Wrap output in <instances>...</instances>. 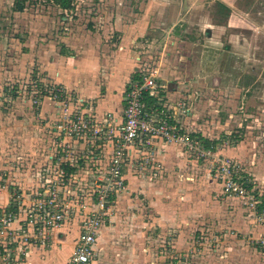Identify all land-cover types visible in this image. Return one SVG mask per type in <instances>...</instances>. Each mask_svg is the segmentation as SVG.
Segmentation results:
<instances>
[{"label":"rangeland","instance_id":"1","mask_svg":"<svg viewBox=\"0 0 264 264\" xmlns=\"http://www.w3.org/2000/svg\"><path fill=\"white\" fill-rule=\"evenodd\" d=\"M220 2L72 0L73 7L64 10L52 0H0V186H12L11 173L12 178L15 173L20 178L31 176L37 186L47 163L38 160L31 146L22 149L19 145L30 136L33 144L40 140L51 144L56 139L58 100L75 96L72 87L57 81L59 70L68 64L94 60L105 64L112 58H126L152 72L160 94L168 95L163 100L174 111L178 132L174 142L163 143L180 155L179 164H171L164 172V164L152 154L160 171L145 170L149 183L157 187L156 197L139 194L132 202L113 204L105 217L104 224L119 228L118 255L135 249L129 241L131 234H143L141 254L124 264H197V259L208 254L222 256L238 248L239 258L240 251L263 254L256 240L264 234L252 236L233 223L241 216L242 224L251 221L264 228L249 216L254 200L255 207L264 204V0H224L228 9ZM219 26L225 27L220 28L224 33L220 41L216 38V45L242 54L240 64L246 65L233 82L227 84L223 77V85L213 86L209 75L207 80L203 76L205 62L199 48L209 45L208 28L219 33ZM211 57L212 64H219L216 55ZM216 70H211L215 78L220 76ZM54 95L57 102L48 101L47 106L52 116L56 114L45 120L47 129L43 130L42 99ZM27 113L38 129L36 135L6 137L12 124L27 123ZM204 138L212 144L206 147ZM222 168L228 170L227 175ZM226 176L237 177L236 190L226 189ZM241 186L247 195L239 194ZM172 200L180 211L195 205L194 226L160 229L167 213L158 201ZM123 225H133L129 236L122 232ZM179 230L186 234L183 245L176 248ZM232 255V264H239L238 256Z\"/></svg>","mask_w":264,"mask_h":264},{"label":"crops","instance_id":"2","mask_svg":"<svg viewBox=\"0 0 264 264\" xmlns=\"http://www.w3.org/2000/svg\"><path fill=\"white\" fill-rule=\"evenodd\" d=\"M221 1L222 2H220V5H222L223 8L228 9V6H226L228 4H224V0ZM224 27L225 26H219V33L218 31L216 32L208 28L209 33L206 36L207 40L209 41V45H204L199 48L202 49V58L205 62V64H202L203 76L206 79V77H208L209 75L208 83L213 86L223 85V77L227 84L228 81L229 83L233 82V78L241 75L243 72V68L246 65L240 64V62L243 61L242 54L234 53L233 51L226 52V50L224 51L220 46L216 45V38H218V41H220V36L224 33V30L222 31L220 28ZM216 35L218 36L216 37ZM212 55H216L218 57L219 64H212ZM59 58H61V55H58V59L56 58V61L58 63L60 62ZM207 59H209L208 62H206ZM104 62L105 64H101L103 62H96L94 60L91 64H68L66 65V67H63V64H58L60 65V67H63V71L59 70L57 81H63V83H67L68 86L72 87V89L74 90V97L79 100H83L81 104L79 103L75 105L79 107L86 116L92 118L93 120H102L107 113H111L113 120L116 123H119L123 119V109L125 107V91L130 87L132 83L131 80L135 81L138 79L140 67L137 64H131V62L126 58L116 57ZM46 67L47 70L50 71L52 66L51 64H49L48 66L46 65ZM101 68L103 69L102 71ZM213 69H217L216 71L220 75L219 77L215 78L213 77L214 75L211 76V70ZM207 70L209 74H207ZM160 92H162V90L158 88L153 92V95L147 97V100H151L154 105L161 111H165L170 106L166 104L168 101L163 100V98L168 97V95L163 96L162 94H160ZM48 101L49 100L46 97L42 99L43 108L41 115L43 117L44 123L46 119L50 120L52 117L54 118L56 114L55 113L52 116L51 110H49L47 106ZM29 116L31 115L27 113L26 124H12L9 128V131L11 133L6 134V137L8 135L17 137L18 135H13L14 133H26L29 135L31 134L32 137L36 135L35 132L36 130L38 131V129L31 123V119ZM42 127L43 130L47 129L46 123ZM54 137H56V139L53 140L51 144L49 140H40L38 143L33 144L32 141L34 140V138H31L30 136V140L27 139L25 143L19 146L22 149L29 148L31 146V149H35V151H33L32 153L35 154L37 152L36 154L39 157L38 160H41L43 161V163L48 164L52 156H55V158L63 156L61 154V145L63 142H65V140H60L58 134ZM2 140L3 139H1V141ZM202 142L205 146H209V143H211V141L207 138H204ZM72 144L74 148L71 147L70 149V158H65L64 168L65 166H67V170H65L68 174L70 184H72L70 185V194H73L74 190H82L86 197L84 201L86 205L85 211H87L90 210L94 205V202L89 197V187L91 185V182L97 174H102L105 172L108 165V160L113 151V147L110 144H101L100 141H95L89 144L83 141H78L72 142ZM161 147H165L164 150H162ZM47 149L48 151H46ZM51 149L54 150L53 153L50 152ZM151 150V154H153L157 158V160H160L164 164V172H168V166H170L171 164H179L178 160L180 154L179 152L174 153L175 149L173 148V146L167 147L166 144L163 143V141L156 139L153 141ZM41 151L43 153V157L41 156ZM148 153V150L145 148H131L126 153L124 157V168L122 171V176L125 180L127 190L125 191L126 193L124 192V194L116 196L114 200L115 206L119 203L124 204L126 199L127 203L130 201L132 202V200L134 201L139 194L151 193L156 197V193H154V190L157 188L155 187V183H149L150 181L148 179L150 177L147 171L144 169L140 170L138 168V166L142 164L144 157ZM188 162L193 161L188 160ZM163 171L161 175H163ZM12 175L13 174L11 173V179L13 181H11L10 183L13 186L12 188L19 189L24 197H27L36 189L35 186H33L35 183L33 182L31 176L27 175L24 178L23 176L20 178L18 176L19 173H15V177L12 178ZM2 176H5V173H3ZM160 178H162V176H160ZM8 180H10L9 177H7L6 181ZM133 195L134 197H132ZM172 201H158V203L161 204L163 208H165L164 212L167 213L163 216V220L160 222V229L162 230L171 227L172 229L177 230L180 227L181 230L182 228H189L190 226H194L195 222L191 223V220L193 218L192 211L195 209V205L192 204V208L190 207V209L188 208L186 210L184 209V211H180L177 208L178 203ZM7 203L8 192L1 190L0 207L8 209ZM260 208H264V204H261ZM240 210L242 213H244V210ZM85 211L76 210L74 214L66 217L61 227L53 232L51 245L46 248L31 247L28 250V255L25 259V262H23L22 264H67L73 252L74 243L80 231V222ZM238 220L234 221L233 226L235 228H239L241 232L243 231L244 233H248L256 237H258V235L260 234H264L263 227L254 226L251 221L242 224L241 216ZM180 223H183L184 225L180 226ZM131 227H133V225H123L121 227L122 232L126 233L129 236ZM137 227L139 226L136 225V228ZM136 228H134V231L136 230ZM118 230V227L111 228L110 224H104L103 222L94 244V249L99 252V256L93 264H124L125 260H130L132 259V256L141 254L139 246H141L142 244L140 241L141 238H143V234L141 231H135L134 234H131L129 236L130 243H135L133 245L135 249L123 251L124 255H118L117 250H120L116 247L119 240L117 239L118 237H116L117 234L119 235ZM180 230L178 231L179 235H176V248H180L184 243L186 232ZM238 243L240 244L242 242ZM239 250H241V248H238L237 251ZM237 251L233 250L232 252L230 251L222 256L208 254L206 256H203L201 259H197L196 261L197 264H232L230 260L232 258L230 257V255L233 254L237 258ZM238 253L241 255L240 258L238 256L240 260L239 264H264V255L260 252V255L251 253L250 251L247 252V250L244 253L241 251ZM227 259H229L230 262Z\"/></svg>","mask_w":264,"mask_h":264},{"label":"built area","instance_id":"3","mask_svg":"<svg viewBox=\"0 0 264 264\" xmlns=\"http://www.w3.org/2000/svg\"><path fill=\"white\" fill-rule=\"evenodd\" d=\"M152 72L140 69L138 79L131 80L125 91L123 119L116 123L111 113L102 120H93L75 104H81L74 96L58 100L59 112L56 114L58 124L54 131L60 140L63 156H52L50 162L40 170V178L35 190L27 197L17 188L5 184L0 191L8 192L7 208L0 207V263L22 264L31 247L46 248L51 245L53 232L58 230L64 219L76 210L85 211V194L82 190L71 187L68 174L64 168L65 158H70L72 142L83 141L110 144L112 154L104 173L97 174L91 182L89 197L94 202L90 210L84 212L80 231L74 243L73 252L67 264H93L99 252L94 249L96 237L105 217L112 212L116 196L127 190L122 176L124 157L132 149L145 148L148 154L144 157L140 170L147 167L159 172L160 164L151 154L153 141L159 139L165 143L174 142L177 137V125L172 107L161 111L147 97L153 95L159 87ZM53 105L56 95L47 97ZM55 158V159H54ZM224 174L228 170L222 168ZM153 171V169H152ZM224 186L236 190L237 177L226 176ZM241 195H247V189L237 187ZM254 197L253 194L251 195ZM253 204V205H252ZM251 204V220L264 225V208ZM254 219V220H253ZM257 245L264 254V236L258 238Z\"/></svg>","mask_w":264,"mask_h":264},{"label":"trees","instance_id":"4","mask_svg":"<svg viewBox=\"0 0 264 264\" xmlns=\"http://www.w3.org/2000/svg\"><path fill=\"white\" fill-rule=\"evenodd\" d=\"M58 7L64 10L71 9L72 6V0H52ZM19 9L22 8L21 4L18 5ZM208 147V145H206ZM65 169L67 170V166H65Z\"/></svg>","mask_w":264,"mask_h":264}]
</instances>
